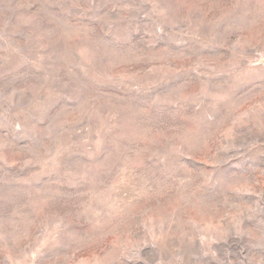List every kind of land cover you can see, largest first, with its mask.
I'll return each instance as SVG.
<instances>
[{"label":"rangeland","instance_id":"rangeland-1","mask_svg":"<svg viewBox=\"0 0 264 264\" xmlns=\"http://www.w3.org/2000/svg\"><path fill=\"white\" fill-rule=\"evenodd\" d=\"M0 264H264V0H0Z\"/></svg>","mask_w":264,"mask_h":264}]
</instances>
